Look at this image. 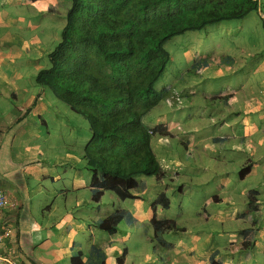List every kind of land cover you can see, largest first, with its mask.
Listing matches in <instances>:
<instances>
[{
    "label": "crops",
    "instance_id": "0c3cea01",
    "mask_svg": "<svg viewBox=\"0 0 264 264\" xmlns=\"http://www.w3.org/2000/svg\"><path fill=\"white\" fill-rule=\"evenodd\" d=\"M65 6L66 0H0V190L11 201L0 216V228L12 230L1 251H11L24 264H72V257L80 252L87 263L93 246L102 248L105 264H264V158L254 155L260 154L257 145L264 139L258 137L256 143L253 137L258 130L241 116L242 110H234L242 106L238 96L225 99L221 110L224 116L231 112L235 123L220 119L224 136L211 142L200 136L203 131L198 128H189L183 138L174 135L172 129L180 123L168 124L167 116L149 126H162L170 133L156 141L159 148H172L169 142L177 140L187 151L192 146L206 153V163L199 159L177 163L185 167L193 194L198 192L199 207L186 208L182 203L169 215L170 208L153 205L166 191L154 179L148 182L142 177L146 191L136 193L137 199L120 201L130 202L122 203L127 207L119 210L130 211L136 223L122 222L115 235L100 238L93 222L110 216L111 208L106 193L101 204L92 203V171L85 159L90 125L36 81L61 42L69 4L63 14ZM221 73L219 69L215 74ZM183 84L180 78L160 90L175 117L179 111L175 104L180 110L186 108L177 104ZM193 94L194 88L189 96ZM255 109L250 105L242 114L248 116ZM152 146L159 159L153 142ZM247 162H252V169L242 179L239 173ZM251 177L259 180L248 185ZM253 190L258 192L255 212L248 202ZM109 198L114 207L113 197ZM153 215L177 222V233L165 236L171 247L153 248Z\"/></svg>",
    "mask_w": 264,
    "mask_h": 264
},
{
    "label": "trees",
    "instance_id": "16d2710c",
    "mask_svg": "<svg viewBox=\"0 0 264 264\" xmlns=\"http://www.w3.org/2000/svg\"><path fill=\"white\" fill-rule=\"evenodd\" d=\"M259 10V0H71L62 40L49 54V68L36 81L90 125L85 159L92 171L93 204H100L104 192L121 201L137 199L135 194L147 189L142 177L159 184L172 180L152 146L155 135L170 133L162 126L145 124L164 99L157 83L171 61L166 44ZM228 62L225 65H233L234 60ZM207 66L206 61L197 62L193 70ZM249 171L250 166H245L241 176ZM257 201L258 192H250V211L257 210ZM153 205L169 209L171 200L162 192ZM122 222L135 224L136 220L130 211L120 210L94 224L115 235ZM151 225L153 248L171 247L165 236L177 233V222L153 215ZM91 254L87 263L81 252L71 263L105 264L101 247L93 246Z\"/></svg>",
    "mask_w": 264,
    "mask_h": 264
},
{
    "label": "rangeland",
    "instance_id": "374dc122",
    "mask_svg": "<svg viewBox=\"0 0 264 264\" xmlns=\"http://www.w3.org/2000/svg\"><path fill=\"white\" fill-rule=\"evenodd\" d=\"M259 3V12L251 13L242 20L225 21L208 26L202 31H191L171 39L166 44V48L171 53V61L164 76L157 83V89L161 90L163 86H169L171 82L180 81L182 78V82H186V85H181V101H178L177 104L186 108L180 110L175 104L174 107L179 110L175 117L173 108L162 101L159 107L149 114L148 120L145 121L147 126H152L156 120L167 116L168 124L173 120L180 123L179 127L172 129L174 135H180L183 138L189 128H198L203 131L200 136L203 139L208 138L211 142L214 137L224 136L225 130L220 128V119L223 120L226 117L227 122L235 123L233 121L235 117L232 116L231 112H227L224 116V112L221 110L224 108L225 99L238 96L242 106L238 105L234 107V110H238V112L242 110L243 113L244 109L250 105L256 107L254 113L248 116L241 113V116L244 119L248 118L258 130L259 135L253 137L255 142H258V137L264 139V0H259ZM68 4L70 8L71 0H66V6L62 9L63 14H65ZM233 60V65H230L232 67L228 68L225 64L228 61L231 63ZM202 61L208 63L203 72L192 69L194 64ZM219 69L222 73L215 74L218 73ZM177 84L180 85L181 83L177 82ZM186 86H191L190 91L184 90ZM192 88H194V94L189 96ZM202 123L204 126H201ZM241 134L244 136V133ZM245 134L250 137L248 133L245 132ZM160 138L157 134L152 139L155 151L164 171L174 178L173 180H165L162 184H156L166 191L171 200V207L167 213L172 215L179 210L182 203L186 208H198L200 196L198 192L193 194L194 190L191 184L186 181L185 167H179L177 163L179 160L192 162L194 159L206 163L208 161L206 153L202 154V151H197L192 146L187 151L185 146L177 140L169 142L173 145L172 148H159L156 141ZM198 140L197 136L196 143ZM257 146L260 154L255 152L254 155L257 158H264V144ZM243 151L245 152V147ZM200 154L203 158L200 157ZM246 165H250L252 169V162H247L244 167ZM176 173L179 176L175 175ZM143 179L148 182L154 181V178L143 177ZM253 179L259 180L258 177H251L247 180V184L252 185L256 181ZM182 185H185L184 193H182ZM200 190L204 195V189ZM106 195L105 202L111 208V214L117 210L120 211L121 208H126L125 203H130L128 201L120 202L121 200L114 193L109 192ZM110 195L116 203L114 207L111 204ZM122 203L124 204L122 205ZM98 231L100 238L109 237L108 233ZM63 264L67 263L64 262Z\"/></svg>",
    "mask_w": 264,
    "mask_h": 264
},
{
    "label": "built area",
    "instance_id": "2783aa9c",
    "mask_svg": "<svg viewBox=\"0 0 264 264\" xmlns=\"http://www.w3.org/2000/svg\"><path fill=\"white\" fill-rule=\"evenodd\" d=\"M10 206V200L8 199L5 192L0 190V215L3 211ZM11 236V230L9 228H5L3 231H0V246ZM0 262L2 264H21L17 260L12 259L9 256H4L0 254Z\"/></svg>",
    "mask_w": 264,
    "mask_h": 264
},
{
    "label": "clouds",
    "instance_id": "9594fccd",
    "mask_svg": "<svg viewBox=\"0 0 264 264\" xmlns=\"http://www.w3.org/2000/svg\"><path fill=\"white\" fill-rule=\"evenodd\" d=\"M193 66H194V65H193ZM193 66H192V69H193ZM197 72H201V70H200V71H197ZM159 91H160V90H159ZM179 100H180V99H178V101H179ZM153 110H154V109H153ZM153 110H152V111H153ZM146 119H147V118H146ZM87 122H88V121H87ZM148 127H149V126H148ZM153 128H154V127H153ZM151 133H152V132H151ZM159 136H160V135H159ZM246 166H247V165H246ZM249 166H250V165H249ZM243 168H244V167H243ZM243 168H242V169H243ZM250 170H251V166H250ZM241 171H242V170H241ZM241 171H240V173H239V176H240L242 179H244V178L250 173V171H249V173L243 178V177L241 176ZM1 191H3V190H1ZM253 191H255V190H253ZM3 192H5V191H3ZM251 192H252V191H251ZM104 193H109V192H104ZM5 194H6V192H5ZM6 195H7V194H6ZM7 197H8V196H7ZM102 198H103V196H102ZM8 199H9V198H8ZM9 200H10V199H9ZM101 201H102V199H101ZM100 204H101V202H100ZM98 205H99V204H98ZM10 206H11V201H10ZM10 206H9V207H10ZM249 207H250V206H249ZM7 208H8V207H7ZM7 208H6V209H7ZM6 209H5V210H6ZM5 210H4V211H5ZM4 211H3V213H4ZM3 213H2V214H3ZM2 214H1V215H2ZM1 215H0V216H1ZM111 215H112V214H111ZM106 218H107V217H106ZM5 228H8V227H5ZM5 228H2V229L0 228V231H3ZM9 229H10V228H9ZM10 230H11V229H10ZM11 236H12V230H11ZM11 236H10V238H11ZM10 238L7 239V240H6V241L0 246V254H1V255H4V256H9V257H11L12 259L17 260L19 263L24 264V263L21 262L17 257H14L15 255H13V254L11 253V251L8 250V252H6V253H3V252L1 251L2 247H5L7 241L10 240ZM150 242H151V240H150ZM151 243H152V242H151ZM0 264H2V263L0 262Z\"/></svg>",
    "mask_w": 264,
    "mask_h": 264
}]
</instances>
